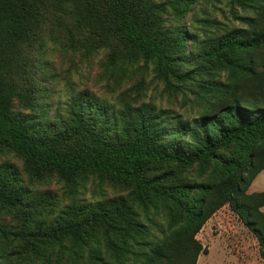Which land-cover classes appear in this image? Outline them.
Wrapping results in <instances>:
<instances>
[{
  "label": "rangeland",
  "instance_id": "rangeland-1",
  "mask_svg": "<svg viewBox=\"0 0 264 264\" xmlns=\"http://www.w3.org/2000/svg\"><path fill=\"white\" fill-rule=\"evenodd\" d=\"M177 1L152 0L165 33L183 29L188 34L186 49L172 50L177 59L170 71L155 57L132 49L119 55L112 54L111 46L69 53L47 37L44 53L21 59L10 78L17 99H31V106L18 104V109L43 127H64L72 123L76 103L85 96L90 115L104 112L112 132L140 130L145 123L159 145L190 148L195 138L180 133V125L195 127V121L222 104L234 84L245 99L259 91L245 78H232L200 57L229 31L246 27L239 17L255 16L258 0H194L184 18L177 17ZM0 166L11 173L12 185L23 198L17 207L0 202V264H142L173 223L180 225L170 200L140 194L127 182L93 173L67 180L29 164L1 143ZM219 174L215 162L189 169L157 164L147 171L166 185L198 187ZM247 191H264V170ZM99 218L104 220L95 222ZM196 238L208 249L198 264H264L257 237L228 204L211 216Z\"/></svg>",
  "mask_w": 264,
  "mask_h": 264
},
{
  "label": "trees",
  "instance_id": "trees-1",
  "mask_svg": "<svg viewBox=\"0 0 264 264\" xmlns=\"http://www.w3.org/2000/svg\"><path fill=\"white\" fill-rule=\"evenodd\" d=\"M177 2V17L184 18L194 0ZM253 8L255 16L239 17L246 27L229 31L200 57L232 78H245L259 91L245 99L238 95V84L232 85L217 110L195 121V127L179 126L180 133L195 138L194 145L165 148L145 123L140 130L112 132L104 112L90 115L85 96L77 101L71 124L43 127L18 109V104L31 106V99H17L16 86L10 85L21 59L44 53L47 37L69 53L111 46L112 54L119 55L132 49L155 57L170 71L177 59L172 50L186 49L188 34L183 29L165 33L152 0H0V143L29 164L67 180L82 173L99 174L130 183L140 194L170 200L180 225L173 223L142 264H198L208 249L196 235L227 204L257 237L264 259V191H247L264 170V0ZM201 162H215L220 174L199 187L166 185L160 177L147 175L152 165L173 163L189 169ZM10 175L0 166V202L17 207L23 198ZM100 220L104 219L95 222Z\"/></svg>",
  "mask_w": 264,
  "mask_h": 264
}]
</instances>
